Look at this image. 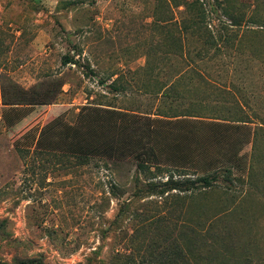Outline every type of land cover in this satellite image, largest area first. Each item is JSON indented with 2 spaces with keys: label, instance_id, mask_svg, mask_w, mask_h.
Returning a JSON list of instances; mask_svg holds the SVG:
<instances>
[{
  "label": "rangeland",
  "instance_id": "rangeland-1",
  "mask_svg": "<svg viewBox=\"0 0 264 264\" xmlns=\"http://www.w3.org/2000/svg\"><path fill=\"white\" fill-rule=\"evenodd\" d=\"M193 1L0 0V264H264V130L241 151L260 185L251 195L160 186L202 175L194 169L142 172L129 157L81 163L36 148L45 123L74 122L84 106L238 120L233 62L250 65L242 80L264 115V0ZM208 30L230 40L223 56ZM242 41L259 56L247 47L239 56ZM36 94L53 101L4 103ZM189 138L240 144L242 135L185 123L170 141L181 150Z\"/></svg>",
  "mask_w": 264,
  "mask_h": 264
},
{
  "label": "trees",
  "instance_id": "trees-1",
  "mask_svg": "<svg viewBox=\"0 0 264 264\" xmlns=\"http://www.w3.org/2000/svg\"><path fill=\"white\" fill-rule=\"evenodd\" d=\"M199 1L194 0L193 2H189V4L194 5ZM199 5H202V3H199ZM225 13L230 16V25H242V19L232 16L227 10H225ZM257 25L259 27L258 31L264 32V21ZM208 31L209 36L213 38V40L211 39V43L216 46V54L220 56L226 54L223 51L222 45H228L229 43L230 46V40L226 39V44H221V42L216 43L214 40L215 36L213 35L214 31ZM220 39L224 42L225 37L223 34L220 35ZM246 47L252 50L250 51L251 53L258 55L254 46L251 44L246 46L243 44V41L234 48L239 50V56H241V52H246ZM226 51L227 55H232V52ZM66 62H69V60ZM222 65H225V63ZM233 66L234 69L237 67V74L234 72V78L238 77L239 81H242L243 84L232 82L236 94L234 97L238 102L237 107L240 111L238 120L235 119L233 122H228V120H221L219 117L213 120H206L198 117L190 118V115H179L176 118H159L129 114V112L108 108L84 106L77 113L74 122L68 123L60 115L45 123L41 127L39 136L36 139V148L43 147L44 145L58 149L64 153L72 154L81 163H84L87 159H92V156L107 158L129 157L135 160L142 172L150 170L152 167L159 170L161 169L160 165L184 169L185 171L194 169L199 173L202 172V175L198 176V174L195 179H191L190 177L184 180H175L171 176L169 182L160 184V186L169 185L170 189H179L191 193H193L192 189L198 188L199 192L202 193L216 189H225L226 192L239 191L249 195L256 193L260 189V185L257 179L254 178L255 174H253L251 165L249 169L250 173L245 171L249 164L247 165L246 160L244 161V154H241V151L247 145L244 144L245 142L254 139L257 130H264V115H261L257 111V103H255L262 100L259 98L260 95L253 90L252 84H246L242 80L246 78L247 72L245 70L246 68L250 69V65L240 67L241 64L239 66L233 62ZM24 92H21L22 96L27 94ZM14 98L4 103L49 105L53 101L49 100V98H41V94H36L27 100L19 99L17 96ZM247 107L250 109V112L247 110ZM249 114L256 116L260 119L261 123L250 122L248 118L250 119L251 115ZM185 123L210 126L212 129L235 132V134L240 133L242 135L241 142L240 144H228L225 143L226 141L221 142V144H203V142L200 143L194 138H189L188 144H184L181 147L182 149L180 148L181 150H179V144H172L173 142L170 141L172 140L170 138H173L174 132ZM163 124L178 125V129L175 127L173 130V126L164 127ZM164 129L165 131L168 130V140H163L160 134ZM213 147L216 148L217 153L214 158H210V149ZM221 171L225 172L222 176H220ZM223 180L225 184L218 186V183H221ZM252 181L253 183H251ZM239 183H245L247 186L237 185Z\"/></svg>",
  "mask_w": 264,
  "mask_h": 264
}]
</instances>
